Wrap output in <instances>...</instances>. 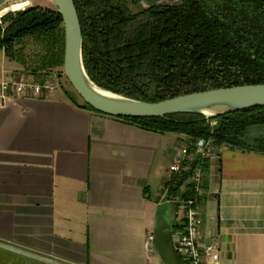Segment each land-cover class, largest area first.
<instances>
[{"label":"crops","instance_id":"crops-1","mask_svg":"<svg viewBox=\"0 0 264 264\" xmlns=\"http://www.w3.org/2000/svg\"><path fill=\"white\" fill-rule=\"evenodd\" d=\"M253 127L264 126L248 128V144L264 136ZM185 146L181 135L76 106L60 89L8 101L0 107V243L60 264H162L145 242L158 211L181 223L164 182ZM207 163L199 242L217 244L218 264H264V154L220 145ZM0 264L45 263L0 249Z\"/></svg>","mask_w":264,"mask_h":264},{"label":"trees","instance_id":"trees-1","mask_svg":"<svg viewBox=\"0 0 264 264\" xmlns=\"http://www.w3.org/2000/svg\"><path fill=\"white\" fill-rule=\"evenodd\" d=\"M73 1L85 70L103 89L158 102L210 89L264 84V0H179L136 12L128 0ZM28 37L46 42L41 69L63 66L64 27L56 7L35 5L1 17L0 51L8 59L16 58L20 41ZM64 93L74 105L97 112L79 102L76 92ZM115 118L146 131L186 138L188 162L164 182L167 197L201 201L191 177L198 167L206 173L208 163L194 153L192 143L197 139L264 154V136L249 144L245 140L249 127L264 126V106L215 118L200 114ZM173 208L183 212L179 203ZM179 221L172 228H181V217Z\"/></svg>","mask_w":264,"mask_h":264},{"label":"water","instance_id":"water-1","mask_svg":"<svg viewBox=\"0 0 264 264\" xmlns=\"http://www.w3.org/2000/svg\"><path fill=\"white\" fill-rule=\"evenodd\" d=\"M8 0H0V6ZM62 17L64 27L63 72L82 101L99 113L113 117H163L172 114H200L215 118L227 113L264 106V84H246L187 93L158 102L128 98L103 89L88 76L82 57V31L73 0H50ZM179 0H141L143 8L175 4ZM154 245L162 264H187L172 244L170 219L158 211L153 228ZM0 249L43 262L60 264L0 243Z\"/></svg>","mask_w":264,"mask_h":264},{"label":"built area","instance_id":"built-area-1","mask_svg":"<svg viewBox=\"0 0 264 264\" xmlns=\"http://www.w3.org/2000/svg\"><path fill=\"white\" fill-rule=\"evenodd\" d=\"M54 89L53 82L49 79L44 80H25L13 79L6 77L0 72V107L4 106L8 101L27 95L41 96L43 93H49ZM194 153L202 159L208 158L214 151V144L211 140L197 139L192 143ZM188 149L182 147L172 158L168 166L169 174H177L181 172L188 162ZM205 173L201 168L193 171L191 180L196 196L203 194L202 179ZM165 201L174 204L179 203L183 208L181 213L182 227L172 232V244L175 251L187 264H218L219 249L217 244H201L199 242V227L201 217L198 211V203L196 198L181 200L176 195L166 196ZM175 214H177L175 212ZM145 250L147 252L156 250L154 245V235L151 232L145 242Z\"/></svg>","mask_w":264,"mask_h":264},{"label":"rangeland","instance_id":"rangeland-1","mask_svg":"<svg viewBox=\"0 0 264 264\" xmlns=\"http://www.w3.org/2000/svg\"><path fill=\"white\" fill-rule=\"evenodd\" d=\"M16 2L22 4V7L18 10H22L27 7L35 6V5L48 7V8L55 7L52 4V2H49L48 0H8L5 4L0 6V12L2 11L3 8H8L10 5ZM128 4L133 12H136L141 8H143L141 1L137 5H132L131 0H128ZM13 11H17V10H13ZM45 51H46L45 40L43 39L36 40L30 37L25 38L22 41H20L18 45V52L14 60L8 59L4 55L3 51H0V72L3 73L5 76L13 79H20V78L25 80L49 79L50 81L53 82L54 88L60 89L63 92L68 91L74 94L75 91L73 90L72 86L70 85V83L68 82V80L64 75L63 67L46 69L45 71L40 68L41 59L42 56L45 54ZM75 97L79 102H81L82 99H80V97H77L76 95ZM254 128L264 129V127H253L250 129V131ZM181 138L186 140V138L183 136H181ZM246 138H248V135ZM161 211L163 212V210Z\"/></svg>","mask_w":264,"mask_h":264},{"label":"bare ground","instance_id":"bare-ground-1","mask_svg":"<svg viewBox=\"0 0 264 264\" xmlns=\"http://www.w3.org/2000/svg\"><path fill=\"white\" fill-rule=\"evenodd\" d=\"M49 2H51L50 0H48ZM22 7V4L19 2H16L12 5H10L8 8H3L2 11L0 12V18L3 14H5L8 11H13V10H18Z\"/></svg>","mask_w":264,"mask_h":264}]
</instances>
